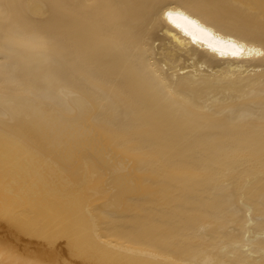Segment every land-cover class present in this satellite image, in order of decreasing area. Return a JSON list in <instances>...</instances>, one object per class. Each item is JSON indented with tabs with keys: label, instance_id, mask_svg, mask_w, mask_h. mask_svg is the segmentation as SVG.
I'll list each match as a JSON object with an SVG mask.
<instances>
[{
	"label": "bare ground",
	"instance_id": "bare-ground-1",
	"mask_svg": "<svg viewBox=\"0 0 264 264\" xmlns=\"http://www.w3.org/2000/svg\"><path fill=\"white\" fill-rule=\"evenodd\" d=\"M0 264H264V0H0Z\"/></svg>",
	"mask_w": 264,
	"mask_h": 264
},
{
	"label": "snow or ice",
	"instance_id": "snow-or-ice-1",
	"mask_svg": "<svg viewBox=\"0 0 264 264\" xmlns=\"http://www.w3.org/2000/svg\"><path fill=\"white\" fill-rule=\"evenodd\" d=\"M172 13L170 12V13H168V17H169V19H171L172 18ZM187 19V18H186ZM189 23H191L194 27H199V25H197L196 24V22L194 21V20H189ZM200 30L201 31H206L205 29H203V28H200Z\"/></svg>",
	"mask_w": 264,
	"mask_h": 264
}]
</instances>
